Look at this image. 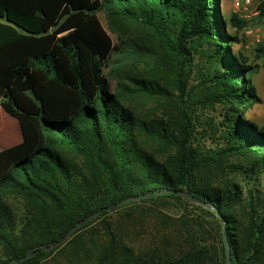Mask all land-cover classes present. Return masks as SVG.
<instances>
[{
  "label": "trees",
  "instance_id": "obj_1",
  "mask_svg": "<svg viewBox=\"0 0 264 264\" xmlns=\"http://www.w3.org/2000/svg\"><path fill=\"white\" fill-rule=\"evenodd\" d=\"M220 4L0 0V105L22 135L0 151V264L145 194L18 264L56 252L68 264H226L224 235L232 264H264V125L246 118L260 103L250 82L259 66L233 51L247 23ZM98 12L124 47L113 45ZM143 50L165 60L171 88L126 76L133 88L112 92L109 76ZM119 89L155 94L171 114L139 119ZM217 104L225 107L218 131L199 116ZM13 196L31 211L21 224Z\"/></svg>",
  "mask_w": 264,
  "mask_h": 264
},
{
  "label": "rangeland",
  "instance_id": "obj_2",
  "mask_svg": "<svg viewBox=\"0 0 264 264\" xmlns=\"http://www.w3.org/2000/svg\"><path fill=\"white\" fill-rule=\"evenodd\" d=\"M235 1L236 0H221L220 9L225 16H229L230 14L234 13ZM260 1L261 0H255L254 2V7L256 9H260L259 15L250 19L246 26L251 28L254 33L264 35V15H261V5L263 3ZM97 16L109 34L113 45L117 48L124 47V45H121L118 35L108 29L104 14L102 12H98ZM259 50H262L263 52H260ZM233 51L239 52L243 58H245L248 65L259 66L260 63L264 61V44L257 45L254 42V38L252 36H245L243 34L241 36V42L234 46ZM143 52V58L129 66V70L122 68L119 72H117L118 75L109 76L112 92L116 90L119 83L125 85L129 89L133 88L131 82L125 80L126 76H131L139 80L151 82L154 87L159 85L161 87L171 88L170 82L172 81L173 76L165 60L162 58L158 59L156 55L148 50H143ZM258 70L250 75V82L256 89V92L260 98V103L256 104L252 108V110L249 112L251 114L246 116V118L253 120L258 125H264V90L255 83V81H257ZM105 73H108V69H105ZM119 90L123 95V104L131 109L134 115L139 119L150 122L160 120L171 114V107L165 105L164 100L160 99L155 94L154 96L143 95L140 93H133L132 90ZM224 109L225 107L219 104L209 107L205 106L202 108V110H199V116L201 117L200 119L203 122L206 121L211 124L209 128H214L212 124L215 125V128H217L216 131H218V125H220L223 121ZM237 111L240 115L241 111ZM8 202L17 224L27 221L31 211L25 201L20 197L13 196L9 198ZM115 218L117 217L112 218V221H114ZM65 257L66 256L62 253L56 252L43 261V264H68V258ZM3 259H5V256L2 247L0 246V260Z\"/></svg>",
  "mask_w": 264,
  "mask_h": 264
},
{
  "label": "water",
  "instance_id": "obj_3",
  "mask_svg": "<svg viewBox=\"0 0 264 264\" xmlns=\"http://www.w3.org/2000/svg\"><path fill=\"white\" fill-rule=\"evenodd\" d=\"M169 190L165 189L163 190V193H166L168 192ZM180 196L182 197H185V198H190L189 195L183 191H179L177 192ZM149 197V195H137V196H132V197H129V198H126L124 200H121L111 206H108L106 208H102L98 211H96L95 213H93L92 215L86 217L85 219H83L82 221H80L79 223H77L73 228H71L65 235L62 239H60L59 241L53 243V244H50V245H41V246H36V247H33V248H30L28 253L22 257V258H19V259H13L11 261H9L8 263L6 264H18V263H21V262H24V261H27L29 260L34 252L38 249H43V250H48V249H53L57 246H60L62 245L64 242H66L70 237L71 235L79 228H81L86 222H88L92 217L94 216H97L99 214H101L103 211L105 210H108V211H112V210H115L116 208H118L119 206L123 205L124 203H127V202H132V201H140L144 198H147ZM191 201L193 202H196L198 203L197 200L193 199V198H190ZM217 215L220 217V215L217 213ZM223 242H224V247H225V257H226V264H232V259H231V250H230V245L227 241V238L226 236L224 235L223 236Z\"/></svg>",
  "mask_w": 264,
  "mask_h": 264
},
{
  "label": "crops",
  "instance_id": "obj_4",
  "mask_svg": "<svg viewBox=\"0 0 264 264\" xmlns=\"http://www.w3.org/2000/svg\"><path fill=\"white\" fill-rule=\"evenodd\" d=\"M263 65L264 61L259 65L260 69L257 73L259 77L257 76L255 83L264 90ZM21 141L22 135L17 120L5 113L0 105V151L18 145Z\"/></svg>",
  "mask_w": 264,
  "mask_h": 264
},
{
  "label": "built area",
  "instance_id": "obj_5",
  "mask_svg": "<svg viewBox=\"0 0 264 264\" xmlns=\"http://www.w3.org/2000/svg\"><path fill=\"white\" fill-rule=\"evenodd\" d=\"M254 2L255 0H236L234 3V14H237L241 19L248 23L250 19L257 17L260 13V9L254 7ZM260 2L263 3L264 0H261ZM262 9L264 10V6ZM243 34L245 36H252L257 45L264 44V35L254 33V31L247 26L244 29Z\"/></svg>",
  "mask_w": 264,
  "mask_h": 264
}]
</instances>
